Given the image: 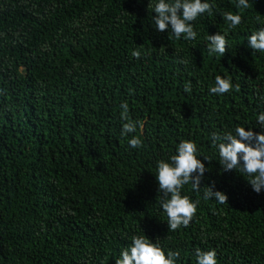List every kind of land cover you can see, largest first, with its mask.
I'll return each mask as SVG.
<instances>
[{
  "label": "trees",
  "instance_id": "obj_1",
  "mask_svg": "<svg viewBox=\"0 0 264 264\" xmlns=\"http://www.w3.org/2000/svg\"><path fill=\"white\" fill-rule=\"evenodd\" d=\"M208 2L186 41L154 30L156 0H0V264H115L133 235L178 251L176 264H196L198 248L217 264H264V190L222 171L212 145L237 126L264 132V52L248 47L264 0ZM228 11L242 16L233 30ZM215 33H227L222 56L208 51ZM217 75L230 92L210 93ZM125 102L137 127L122 136ZM183 140L208 171L199 191L181 190L199 203L173 232L155 174ZM213 182L227 204L203 198Z\"/></svg>",
  "mask_w": 264,
  "mask_h": 264
},
{
  "label": "clouds",
  "instance_id": "obj_2",
  "mask_svg": "<svg viewBox=\"0 0 264 264\" xmlns=\"http://www.w3.org/2000/svg\"><path fill=\"white\" fill-rule=\"evenodd\" d=\"M235 8L246 10L249 8V0H236ZM215 7L208 0H156L152 5L153 24L156 32H167L171 30L176 39L183 37L186 41L197 38V33L192 22L198 16L208 13L212 15ZM223 19L228 22V29L233 30L242 22V16L231 11L222 13ZM225 34H209L205 39L208 42V51L218 53L222 56L226 51ZM248 47L257 52H264V28L254 31L248 37ZM132 57L140 59L142 52L134 49ZM233 85L229 79L219 75L215 77V83L210 87L212 94H224L230 92ZM190 85L185 86V91H190ZM121 118L124 121L121 135L133 133L137 125L128 118V104H121ZM256 124L264 129V112L256 117ZM128 144L132 148H138L142 141L137 136H131ZM212 145L217 149L219 165L222 171L228 172L239 170L248 176L247 180L252 190L259 194L264 190V132H253L252 129L237 126L234 131L212 134ZM204 160H211L204 156ZM208 171L205 163L197 157V146L193 141L183 140L177 148L176 153L169 158V161L160 160L156 165L155 179L158 182V189L162 195L159 201L160 207L167 216V227L169 231H176L181 227H188L196 214L197 204L188 196L181 195L185 185L191 184L192 190L199 191L201 180ZM215 183L208 185L204 191L205 200L215 198L218 204L228 203V196L221 190H214ZM196 264H217L216 252L214 250H196ZM178 251H169L167 255L158 244L151 242L146 235H133L131 244L120 253V258L115 264H176L179 258Z\"/></svg>",
  "mask_w": 264,
  "mask_h": 264
}]
</instances>
